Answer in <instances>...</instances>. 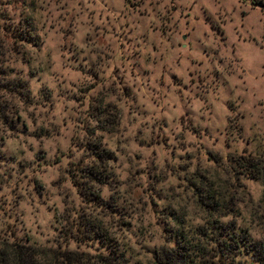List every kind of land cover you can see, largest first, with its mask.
Segmentation results:
<instances>
[{
    "label": "rangeland",
    "instance_id": "obj_1",
    "mask_svg": "<svg viewBox=\"0 0 264 264\" xmlns=\"http://www.w3.org/2000/svg\"><path fill=\"white\" fill-rule=\"evenodd\" d=\"M263 11L264 0H0L15 122L0 121V264H15L16 245L39 264H156L171 231L209 217L202 184L264 245ZM20 80L28 98L5 88Z\"/></svg>",
    "mask_w": 264,
    "mask_h": 264
},
{
    "label": "trees",
    "instance_id": "obj_2",
    "mask_svg": "<svg viewBox=\"0 0 264 264\" xmlns=\"http://www.w3.org/2000/svg\"><path fill=\"white\" fill-rule=\"evenodd\" d=\"M254 1V0H244ZM257 5V4H256ZM264 12V11H263ZM2 75V73H0ZM13 86V87H12ZM5 88L10 91L19 92L22 97L28 98L30 90L27 82L15 81L8 83ZM2 82L0 81V121L5 124L14 125V120L8 121L11 107L6 102H2ZM243 168L247 174L254 179H258L262 173L258 163L251 158L245 160ZM98 174L93 172L86 173L88 179ZM81 197L86 203L97 207H104L102 199L96 194H90L85 189H79ZM197 197L200 205L206 209L209 217L204 224L189 226L180 230L171 231L169 247L160 248L155 254L156 264H264V245L256 242L251 237L248 229L236 225L234 222H225L229 214L228 208L224 203H220L210 185H201L197 189ZM225 205V206H224ZM231 213L235 209H229ZM76 230L80 231V225ZM23 246L16 245L12 251L15 264H39L38 259L32 253L23 250ZM112 258H105L101 264H113ZM70 262V258H65Z\"/></svg>",
    "mask_w": 264,
    "mask_h": 264
}]
</instances>
